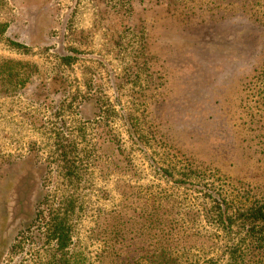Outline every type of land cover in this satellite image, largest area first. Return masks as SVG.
I'll return each mask as SVG.
<instances>
[{"label":"rangeland","instance_id":"obj_1","mask_svg":"<svg viewBox=\"0 0 264 264\" xmlns=\"http://www.w3.org/2000/svg\"><path fill=\"white\" fill-rule=\"evenodd\" d=\"M0 71V264H49L68 206L83 264L127 217L139 264H264V0H0Z\"/></svg>","mask_w":264,"mask_h":264},{"label":"trees","instance_id":"obj_2","mask_svg":"<svg viewBox=\"0 0 264 264\" xmlns=\"http://www.w3.org/2000/svg\"><path fill=\"white\" fill-rule=\"evenodd\" d=\"M13 66V71L9 78H14L21 74V72H25L29 74L30 67L26 68L21 63L12 62L10 63ZM1 72V71H0ZM3 75V73H2ZM5 80V79H2ZM260 166L264 168V161L260 163ZM196 167V166H195ZM202 167V166H197ZM201 175H205V172H201ZM221 179L225 178V175H221L218 173ZM191 178L194 180L199 179V175L197 173H192ZM211 198V202L216 204L215 209H217V213L213 212V216L211 217L213 220L218 218H223L226 216V209L222 205L221 201L212 195H209ZM255 203L253 204L252 208L246 211L243 214V219L241 224L243 225V229L248 231L247 239L242 240V243L248 247H259L264 245V197H260V195L254 196ZM152 207V205H148V208ZM155 205H153L154 207ZM70 207H59L56 210L55 218H46L43 217L42 219H38V216L35 218V221H44L49 225L48 230L46 231L48 234V243L55 248H52L50 259L51 262L49 264H83L81 261L76 260L74 256V251L71 249L70 242V214L69 211ZM147 209H141V211H145ZM73 212V211H72ZM151 213V212H150ZM149 213V214H150ZM50 215V212L48 213ZM69 215V216H68ZM152 215V214H150ZM57 216V217H56ZM206 216H209L208 214ZM147 221H143L141 232L138 236L143 237L142 233L144 230L147 229ZM151 227L154 226V222H150L149 224ZM134 228V224L131 221V218L128 217L125 219V222L121 226V223L113 226L109 225V232L106 233L108 242V255L110 258L111 264H139L138 263V255L139 254H131V248L133 245L138 243L139 238L137 235L132 231ZM231 256L236 257L237 253L233 252ZM252 264H263V261H257Z\"/></svg>","mask_w":264,"mask_h":264}]
</instances>
